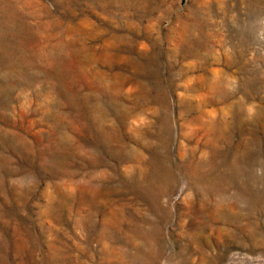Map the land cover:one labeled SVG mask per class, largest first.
Masks as SVG:
<instances>
[{
	"label": "rangeland",
	"instance_id": "374dc122",
	"mask_svg": "<svg viewBox=\"0 0 264 264\" xmlns=\"http://www.w3.org/2000/svg\"><path fill=\"white\" fill-rule=\"evenodd\" d=\"M0 264H264V0H0Z\"/></svg>",
	"mask_w": 264,
	"mask_h": 264
}]
</instances>
